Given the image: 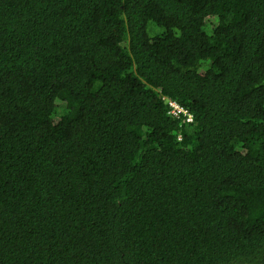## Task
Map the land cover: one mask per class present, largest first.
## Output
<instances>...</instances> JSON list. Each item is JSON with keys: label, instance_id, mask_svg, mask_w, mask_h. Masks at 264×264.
<instances>
[{"label": "trees", "instance_id": "16d2710c", "mask_svg": "<svg viewBox=\"0 0 264 264\" xmlns=\"http://www.w3.org/2000/svg\"><path fill=\"white\" fill-rule=\"evenodd\" d=\"M0 264H264V0H0Z\"/></svg>", "mask_w": 264, "mask_h": 264}, {"label": "clouds", "instance_id": "9594fccd", "mask_svg": "<svg viewBox=\"0 0 264 264\" xmlns=\"http://www.w3.org/2000/svg\"><path fill=\"white\" fill-rule=\"evenodd\" d=\"M170 102H173V103H176L179 107L182 108V112H180L178 115H173L171 113V110H172V106L170 105ZM167 105L169 107V114L172 115L173 117L175 118H179V117H182L183 121L184 122H192V115L185 109L183 108L180 104H178L177 102L173 101V100H168L167 101Z\"/></svg>", "mask_w": 264, "mask_h": 264}, {"label": "built area", "instance_id": "2783aa9c", "mask_svg": "<svg viewBox=\"0 0 264 264\" xmlns=\"http://www.w3.org/2000/svg\"><path fill=\"white\" fill-rule=\"evenodd\" d=\"M170 105L172 106L171 113L173 115H178L180 112H182V108L179 107L176 103L170 102Z\"/></svg>", "mask_w": 264, "mask_h": 264}]
</instances>
